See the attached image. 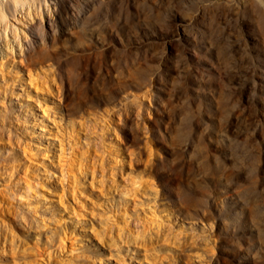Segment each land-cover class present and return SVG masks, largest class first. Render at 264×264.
Masks as SVG:
<instances>
[{
    "label": "rangeland",
    "instance_id": "obj_1",
    "mask_svg": "<svg viewBox=\"0 0 264 264\" xmlns=\"http://www.w3.org/2000/svg\"><path fill=\"white\" fill-rule=\"evenodd\" d=\"M97 1L1 65L0 264H264V0Z\"/></svg>",
    "mask_w": 264,
    "mask_h": 264
},
{
    "label": "bare ground",
    "instance_id": "obj_2",
    "mask_svg": "<svg viewBox=\"0 0 264 264\" xmlns=\"http://www.w3.org/2000/svg\"><path fill=\"white\" fill-rule=\"evenodd\" d=\"M52 3L57 7L56 15L52 14ZM97 3V0H86L85 5L91 4L92 9H94ZM239 3L243 4L244 0H239ZM73 7L72 0H0V68L4 59L13 58L12 55L14 54V57L15 55H22L26 61V66L33 70H40L45 67L48 70L50 69V72L54 66L58 70L61 69L62 66L56 58L59 57L58 51L51 50L52 46H47L49 36L47 30L45 31L43 28V21L45 27L49 28L53 25L56 32L53 39L58 41L67 36L69 26L72 25L71 12L74 10ZM242 8L244 9L245 5ZM91 14L94 15V13ZM35 19L39 21V26L37 24L31 25ZM259 21L262 25L264 16H260ZM76 22L79 24V28L82 27L85 30V27L88 26L86 14L79 15ZM94 24L95 20H92L90 25ZM95 31L96 27L91 26L90 32L95 35ZM28 36H30L29 41H27ZM81 51L84 52L83 49ZM80 54L73 56V62L67 64L69 66L65 65L68 71L75 70L79 66ZM27 72L28 81L31 84L33 74H30L29 69ZM36 77H38V74H36ZM9 177L11 175L6 174L7 181Z\"/></svg>",
    "mask_w": 264,
    "mask_h": 264
}]
</instances>
